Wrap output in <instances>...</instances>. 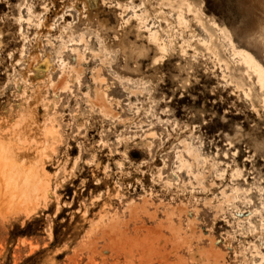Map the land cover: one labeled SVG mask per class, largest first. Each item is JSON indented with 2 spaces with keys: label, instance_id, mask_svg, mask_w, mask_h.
Wrapping results in <instances>:
<instances>
[{
  "label": "rangeland",
  "instance_id": "obj_1",
  "mask_svg": "<svg viewBox=\"0 0 264 264\" xmlns=\"http://www.w3.org/2000/svg\"><path fill=\"white\" fill-rule=\"evenodd\" d=\"M189 1L264 66V0ZM185 7L0 0V264H264V93Z\"/></svg>",
  "mask_w": 264,
  "mask_h": 264
},
{
  "label": "bare ground",
  "instance_id": "obj_2",
  "mask_svg": "<svg viewBox=\"0 0 264 264\" xmlns=\"http://www.w3.org/2000/svg\"><path fill=\"white\" fill-rule=\"evenodd\" d=\"M163 1H165V0H162V2ZM167 1H169V5L171 6V8H180V6L181 5H185L186 7L185 8H187V10H188V12L190 11V12H192L193 14V16H194V20L196 21V23H198V24H200L202 27H203V29L207 32V34L209 35V37H210V39H212V37H213V33H214V31L215 30H213V27L214 26H216L217 28H218V30H219V33H220V35H222V39H224L226 42H227V44L232 48V50H233V54H234V56H236V60H235V62H236V67H234L235 69H234V72H235V75H234V78H235V81H236V84L238 85V86H240V87H242V86H244L246 83L244 82V80H248V83H247V85H255V86H257L258 88H259V92H261V93H264V66L248 51V50H246V49H244V48H239V47H237L236 46V44L234 43V41L232 40V38H231V35H230V33L228 32V30L227 29H225V28H221L220 26H218V25H216L215 24V22H210V21H208L207 22V24H208V27H210V29L208 28V27H206V22H204V20H203V18H202V13H201V10L199 9V8H197L195 5V7L192 5V3L189 1V0H177V2H176V4L174 5V3H170V2H172V0H167ZM193 1V0H192ZM197 5V4H196ZM183 8V7H182ZM251 8V7H250ZM29 9V11H31V9L30 8H28ZM177 10V9H176ZM187 10H184L185 12L187 11ZM247 10V9H246ZM250 10V9H249ZM183 10H181V9H178V11H177V14H176V22H177V24L178 25H182V26H186V24H187V22H188V20L185 18V16L183 15V12H184ZM248 12V11H247ZM251 15V14H250ZM20 16V15H19ZM251 17H252V15H251ZM250 17V18H251ZM30 18V17H29ZM193 19V18H192ZM186 29V28H185ZM163 33H165L166 34V38H164V37H162V35H161V33L158 31V30H154V31H152V30H149L148 29V33H147V37L146 38H148V40L151 42V43H153L154 44V46L156 47V49L157 50H159V51H166L167 50V46L168 45H173L174 44V42H173V38H172V35L171 34H169L168 33V31H167V29H165V30H161ZM218 33V34H219ZM189 34H191V33H189ZM220 35H219V37H220ZM22 36V35H21ZM175 37V36H174ZM218 37V38H219ZM182 42H184L185 40L182 38ZM203 44L205 45V47L208 49V45H206V41H203ZM179 48H180V50L181 51H184L183 50V46H182V44H180L179 45ZM224 63H225V65H226V67H228L227 66V63L224 61ZM233 65V64H232ZM234 66V65H233ZM69 73V72H68ZM70 73L71 74H69V78L68 79H70V76L72 75V71L70 70ZM37 75H40V74H34V76H33V78H32V81H34V80H41V77H39V78H37ZM252 77H254V79H252ZM71 78H72V76H71ZM64 80V79H63ZM254 80V81H253ZM247 90V89H246ZM244 91V94L245 95H248V92H250L251 91V88H248V91ZM41 95H39L38 93H37V95L34 97L33 96V98H35V99H39V97H40ZM256 96H260V94H258V93H256ZM41 98V97H40ZM37 100H36V102H37ZM44 105H45V103H43ZM18 123V122H17ZM25 123V122H24ZM32 123V122H31ZM22 124V123H21ZM18 125H20V124H18ZM24 125V124H23ZM23 125H22V127H23ZM27 125V124H26ZM15 128H17V127H21V126H14ZM8 127H6V130L5 131H9V128L7 129ZM12 128V127H11ZM3 129V128H2ZM18 129V128H17ZM17 129H13V133L15 132V130L17 131V132H21L20 131V129L19 130H17ZM23 129V128H22ZM45 129V128H44ZM4 130V129H3ZM3 130H1V131H3ZM30 131V130H29ZM35 131V130H34ZM22 132H25L24 131V129H23V131ZM4 133V132H3ZM11 133H12V131H11ZM12 133V134H13ZM7 134V133H6ZM12 134H10V132L8 133V135H10V136H13ZM15 134V133H14ZM20 134V133H19ZM18 133H17V135H19ZM23 134V133H22ZM25 134H29L28 132L27 133H25ZM54 135V134H53ZM19 137V136H18ZM22 137H24V136H22ZM12 138V137H11ZM14 138V137H13ZM20 138H21V136H20ZM20 138H19V140H20ZM23 139V138H22ZM25 139H26V137H25ZM39 139V138H38ZM35 140V139H34ZM186 142H187V144H189L190 145V141H188L187 140V138H186V140H185ZM43 146V145H42ZM0 151H2V150H0ZM125 151V150H124ZM124 151L122 152V153H124ZM187 151L190 153V147L189 148H187ZM5 152V155L7 154V153H9V152H7L6 150L4 151ZM27 153V152H26ZM31 153V152H30ZM4 155V154H3ZM33 155V154H32ZM124 155V154H123ZM126 156V155H125ZM180 157H182V156H180ZM180 157H178V161H180L179 163L181 164V165H184V161L180 158ZM15 158V157H14ZM179 158H180V160H179ZM12 160H13V158H12ZM15 160V159H14ZM13 160V161H14ZM17 160H15V162H16ZM4 162V161H3ZM18 163V162H17ZM17 163L15 164L14 163V165H13V167L15 166V165H17ZM38 163V162H37ZM41 163V162H40ZM13 164V163H12ZM12 164H10V165H12ZM19 164V163H18ZM21 164V163H20ZM19 164V165H20ZM18 165V170L17 171H19V172H21L20 174L21 175H23V173H24V175L26 176V172L23 170V168L22 167H20ZM22 165V164H21ZM44 165V164H43ZM36 166H37V164H36ZM39 166V168H38V172L41 174L43 171V168H42V166L40 167V164L38 165ZM3 167V169H4V166H2ZM5 167H6V165H5ZM34 167V166H33ZM8 168H9V166H8ZM6 169V168H5ZM35 169V168H34ZM13 170V169H12ZM27 170H29L30 171V169H28L27 168ZM10 171V170H9ZM16 171V172H17ZM28 171V172H29ZM34 171H36V170H34ZM4 172H5V170H4ZM31 172V171H30ZM6 173V172H5ZM9 172L7 171V174H8ZM2 174V173H1ZM38 174V173H37ZM9 175H10V173H9ZM9 175H7V178H8V176ZM14 175V174H13ZM23 175V176H24ZM23 176H21V179H20V177H19V179L20 180H22V178H23ZM41 176H43V174H41ZM16 177V176H15ZM15 177L13 176V180L15 181V180H17V178L15 179ZM174 177V179H175V176H173ZM10 178V180H11V177H9ZM32 178H33V176H32ZM176 178H178L177 177V175H176ZM40 179V178H39ZM42 179V178H41ZM29 181H31V179L29 180ZM29 181H28V183H29ZM5 182V181H4ZM20 182H24V181H20ZM167 182H169L168 180L166 181V183ZM31 183V182H30ZM38 183V182H37ZM21 184V183H20ZM23 185L25 184V183H22ZM21 184V185H22ZM17 185H18V183H17ZM21 185H19V186H21ZM28 185V184H27ZM26 185V186H27ZM25 186V185H24ZM23 187V186H22ZM33 187V186H32ZM27 189V188H26ZM22 191V190H21ZM23 191H25V190H23ZM23 193V192H22ZM8 195V194H7ZM6 195V196H7ZM11 195H13V194H11ZM20 195V194H19ZM14 197H15V195H14ZM101 235V234H100Z\"/></svg>",
  "mask_w": 264,
  "mask_h": 264
},
{
  "label": "snow or ice",
  "instance_id": "obj_3",
  "mask_svg": "<svg viewBox=\"0 0 264 264\" xmlns=\"http://www.w3.org/2000/svg\"><path fill=\"white\" fill-rule=\"evenodd\" d=\"M156 63H157V64L160 63V60L158 59V60L156 61Z\"/></svg>",
  "mask_w": 264,
  "mask_h": 264
}]
</instances>
